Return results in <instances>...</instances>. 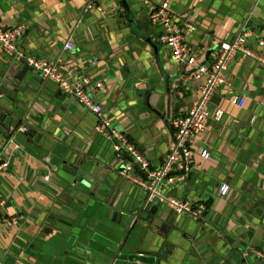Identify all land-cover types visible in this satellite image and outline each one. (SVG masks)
I'll list each match as a JSON object with an SVG mask.
<instances>
[{
	"label": "crops",
	"instance_id": "obj_1",
	"mask_svg": "<svg viewBox=\"0 0 264 264\" xmlns=\"http://www.w3.org/2000/svg\"><path fill=\"white\" fill-rule=\"evenodd\" d=\"M88 1L0 0V28L23 26L20 48L28 56L59 60L70 81L88 78L92 85L104 84L103 94L90 90V96L102 104L113 127L128 136L153 169L159 168L174 142V129L173 134L168 131L171 120L198 103L204 80L195 79L194 68L178 65L158 44L163 29L152 23V12L167 2L180 22L193 24L196 31L186 33L185 45L200 65L209 66L220 44L233 42L244 27L264 33V0H125L127 6L122 0H98L102 13H86ZM129 19L158 47V53L147 41L131 37ZM68 42L74 51L66 50ZM249 45L259 51L256 37L249 39ZM157 55L166 74L179 82L178 86L173 83L170 105L155 108L166 122L133 101L141 84L150 78L163 81L154 71ZM16 63L0 48V92L4 94L0 107L23 113V122L7 117L0 123V155L7 165L0 169V201L4 203L0 206V264H90L91 257L102 264L99 253L117 236L126 237L124 215L138 208L137 196L144 192L133 185L122 192L118 189L108 200L105 215L95 222V229L104 235L82 239L76 222L64 215L72 211L75 199L51 169H58V163L46 161L50 154L45 147L54 140L70 139L69 132L78 134L86 153L94 151L102 159L108 158L110 147L96 133L94 115L32 70L19 87L8 89L6 73ZM16 65L18 74L23 65ZM226 76L231 85L213 97V117L204 133L190 143L194 154L187 171L194 172L193 179L181 174L185 165H178L171 176L175 182L163 192L166 198L205 204L207 214L201 219L178 214L180 228L172 227L161 237L145 228L140 229L141 237H130L137 250L144 248L156 261L157 256L166 264H243L245 259L262 264L259 259H264V66L238 56ZM218 111L224 113L221 121L215 119ZM36 129L45 134H33ZM201 151L211 153V158H202ZM223 185L231 188L226 198L218 196ZM16 217H23L19 225L3 222ZM123 250L131 248L125 245Z\"/></svg>",
	"mask_w": 264,
	"mask_h": 264
},
{
	"label": "built area",
	"instance_id": "obj_2",
	"mask_svg": "<svg viewBox=\"0 0 264 264\" xmlns=\"http://www.w3.org/2000/svg\"><path fill=\"white\" fill-rule=\"evenodd\" d=\"M101 12L102 7L98 0H89L85 12ZM150 19L154 25L160 26L163 33L157 38L158 44L165 47L170 53L172 59L180 66L194 68V77L197 80H204L201 88V98L198 103L190 108L186 113L177 116L171 120L172 128L175 131L174 142L171 151L166 156L163 165L153 169L149 159L141 153L130 141L127 135L117 131L111 120L105 116L102 104L90 96L89 91L103 94L106 87L102 83L92 85L91 80L84 78L81 80L70 81L60 69V61H48L36 57L28 56L20 48L19 39L21 38L24 27L17 26L13 28H0V48L14 62L22 64L26 62L32 71L39 75L43 81L55 85L58 89L77 99L79 104L94 115L96 119V133L113 144L115 151L122 156L128 154L133 164L126 167V171L121 176L133 186L143 190L147 195L149 203L160 200L169 208L175 210L178 214L190 217L192 219L204 218L208 212L205 204H192L180 199H170L164 196V189L175 182L171 177L175 167L185 165L186 169L193 158L194 152L190 143L200 136L207 128L209 120L213 117L210 110V103L213 97L222 88L231 85V81L226 76L230 64L238 57L244 56L252 58L261 66H264V33L258 34L251 27H244L238 37L231 43H221L214 62L209 65H200L197 57L185 45V35L187 32L196 31V27L191 23H182L172 12L169 3L165 2L158 6L151 14ZM256 37L259 51H255L249 45V39ZM67 51H74V46L68 42L65 46ZM94 63L89 62L91 67ZM4 94L0 92V99ZM224 117L222 111L215 114V119L221 121ZM201 157L208 160L211 153L201 151ZM134 165H138L145 178L138 176L134 172ZM2 163L0 155V169L6 167ZM229 185H223L218 190L220 198H226L230 194ZM4 203L0 201V206ZM23 217L5 218L3 222L6 225H19Z\"/></svg>",
	"mask_w": 264,
	"mask_h": 264
},
{
	"label": "water",
	"instance_id": "obj_3",
	"mask_svg": "<svg viewBox=\"0 0 264 264\" xmlns=\"http://www.w3.org/2000/svg\"><path fill=\"white\" fill-rule=\"evenodd\" d=\"M122 3L124 6H127L125 0H122ZM129 23L131 27V37L138 38L144 43L147 41V43L152 46L153 50L158 53V47L152 45V40L147 39L145 35L141 34L140 31L136 29V25L132 19H129ZM155 62L156 65L154 71L156 73H154H159L163 81L160 83L155 79L150 78L147 84H141L140 89L135 93L133 101L137 106L142 105L153 110L160 119L166 122L164 116L156 109L159 106L170 105L171 98L174 94L173 83L175 82L178 86L179 82L173 80V77L166 74L163 63L158 55L155 57ZM16 64H13L8 69L5 77V86L10 90L19 87L20 82L25 79L24 75L32 70L26 62H23V68L17 74L15 73V70L17 69ZM10 76L14 78V82L8 81ZM2 78L3 75L0 71V80H2ZM11 96L16 99L17 95L11 93ZM22 114L23 113H10L0 107V123L1 121L6 120L7 117L17 119L19 123L23 122L21 120ZM168 131L173 134L171 126H168ZM33 134L38 136V134L41 135L45 133L36 129L33 130ZM69 135L70 139L66 141L54 140L51 141L50 147H45L50 154V156L46 158V161L50 162V164L52 161L58 163V169H54V167H51V169L53 172L58 173L62 180H64L67 190H69L72 198L75 199L74 205L71 208L72 211L66 212L64 215L68 218L71 217V220L76 222L77 226L81 229L82 239L90 241L91 239H88V237L92 236L94 238L95 233L104 235L98 229H95V222L99 220L101 216L103 217L105 215L107 210L106 207L109 205L108 200L114 197V194L118 189L122 192L124 187L132 185L121 176V173L126 171L127 166L133 164V160L125 153H123L122 156H119V153L115 151L113 144L99 135V138L108 143L106 145H109L110 147L107 159H102V154L98 157L94 151L86 153L80 146L78 134L69 132ZM99 143H102V141L100 142L99 140ZM38 146L43 148L44 145H39L38 143ZM110 158L111 161H108ZM134 172L138 176L145 178L138 165H134ZM181 174H188L190 181L194 177V172H188L186 167L182 170ZM118 196L119 195L115 198L117 199ZM137 203L139 206L135 211L124 215V228L126 230L128 229L126 237L122 238V235L120 237L117 236V240H113L114 243L112 245L105 244V249L102 250V253H99L98 256L102 258V264H166L161 261V259L163 260L162 256H159L160 258L157 256L156 261V256L149 255L144 248L137 250L136 247H134V244L130 243V237H132V235H136L135 237H141L140 231L142 228H145L152 235L156 232L160 237L163 234L167 235L172 227L180 228L182 225V220L177 218L180 215H178L173 209V214L170 215L169 212L163 208L160 200L149 203L145 192L143 195L139 194V196H137ZM112 206L114 207V205ZM146 215H150L152 219L147 218ZM44 233L46 234L47 232L44 231ZM122 240H124V243L121 244ZM81 243L83 244V242ZM125 245L131 248L130 252H125L123 250V246ZM193 250L195 249L193 248ZM238 252L241 254L242 249H239ZM198 258L199 260H202L201 257ZM89 259L90 264H100L92 257ZM259 261L264 264V259H259ZM242 263L249 264L250 262L245 259ZM67 264L70 263L67 262Z\"/></svg>",
	"mask_w": 264,
	"mask_h": 264
}]
</instances>
